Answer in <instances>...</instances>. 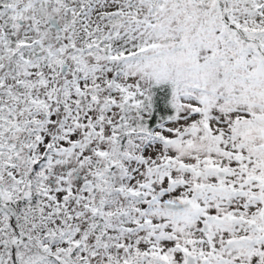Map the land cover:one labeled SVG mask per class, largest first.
Here are the masks:
<instances>
[{
	"label": "snow or ice",
	"instance_id": "6c2138e0",
	"mask_svg": "<svg viewBox=\"0 0 264 264\" xmlns=\"http://www.w3.org/2000/svg\"><path fill=\"white\" fill-rule=\"evenodd\" d=\"M0 264H264V0H0Z\"/></svg>",
	"mask_w": 264,
	"mask_h": 264
}]
</instances>
